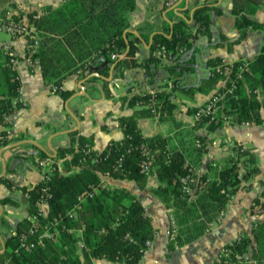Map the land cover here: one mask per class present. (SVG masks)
Returning <instances> with one entry per match:
<instances>
[{"label": "trees", "instance_id": "16d2710c", "mask_svg": "<svg viewBox=\"0 0 264 264\" xmlns=\"http://www.w3.org/2000/svg\"><path fill=\"white\" fill-rule=\"evenodd\" d=\"M232 1V14L236 16L235 27L240 38L246 35L249 27L264 31V24L253 23L244 16L246 6L259 5L264 0ZM8 3L9 0H0V22L8 13ZM202 5L194 10L190 24L179 20L171 29L163 25V33L152 38L149 56L137 62V39L125 38L129 28L128 14L134 11L136 0H65L56 8L47 7L37 18V14L28 16L29 29L24 36L28 45L26 56L38 63L43 80L52 87L61 86L67 77L73 75L79 74L81 78H86L93 71L106 77L111 65H114L116 75L125 70L141 68L149 77L161 66L168 77L174 80L172 84L177 85L176 79L189 71L179 53L190 48L194 33L208 34V12L211 9ZM12 17L15 21H22V15ZM35 40L38 45L31 53ZM157 53L160 56H156ZM163 59L172 62L165 65L161 63ZM1 60L5 86V91L0 94V125H3L5 117L21 106L16 101L20 88L17 73L9 68V58L5 53L0 57ZM219 63L217 61L212 67ZM249 66L251 73L244 75L249 92H244L243 81H239L234 95L225 97L221 102L218 114L230 115L233 122L238 124L252 122L259 125L262 123L259 110L264 105V97L259 101L255 90L259 88L264 96V46ZM220 78L222 76L212 71L207 83L213 87ZM96 79L91 77L89 80L92 82ZM222 91L224 89L218 92ZM60 96L67 98V92L60 91ZM151 98L154 104L140 116H150V108H153L160 120L171 117L175 107L171 94L166 91L133 96L129 104L134 106L143 103L149 106ZM196 110L189 113L192 115ZM137 119V114L120 118L119 125L124 137L119 142H112L102 152L92 151L90 140L85 138H79L76 149H58L45 178L33 187L23 188L28 217L17 224L16 234L9 237L8 245L11 248L0 264H81L80 253L85 264H92L96 260L139 264L146 243L153 241L156 233L150 217L145 214L141 202L128 191L104 185L101 177L132 181L143 189L148 178L141 172L144 147L153 152L150 175L154 174L158 181L152 194L169 211L174 224V232L167 244L168 251L182 248L209 233L238 192L241 182L257 173L253 162L240 161L242 155L238 149L228 157L225 165L220 168L210 165L209 173L197 177L185 149L171 147L169 137H143ZM220 125L201 119L195 121L192 127L204 126L211 132ZM15 141L19 139H9L5 131L0 132V148ZM193 141L199 147L195 148L197 155L204 154L205 138L195 136ZM68 156L70 159H65ZM39 159H46V156L40 152ZM59 159L63 160V172L55 163ZM241 163L246 167L242 175ZM186 177L198 180L192 198L185 194L181 183V179ZM0 181L10 189L14 187L6 178ZM87 193H93L92 197H88ZM80 197L84 199L79 203ZM260 198L264 199V191L254 202L264 212V202ZM125 200H129V204L126 205ZM6 203L14 204L10 199L0 200V204ZM42 204L48 206L47 216L39 219L36 235L28 236L33 227L29 218L38 214ZM75 206L78 207L75 217L69 219L68 213ZM55 220L59 225L57 229L53 227L50 230L54 234L53 239H43L38 243V236ZM1 222L5 223L3 218H0ZM63 226L67 229L78 228L82 232L78 236L62 230ZM25 235V245L35 243L33 249L21 246L19 240ZM80 241L84 244L82 249L79 248ZM220 252V258L213 264H239L246 261L247 255L255 264H264V217L252 223L250 234L240 236Z\"/></svg>", "mask_w": 264, "mask_h": 264}, {"label": "crops", "instance_id": "0c3cea01", "mask_svg": "<svg viewBox=\"0 0 264 264\" xmlns=\"http://www.w3.org/2000/svg\"><path fill=\"white\" fill-rule=\"evenodd\" d=\"M64 1L9 0L6 8L12 15H22V22L29 25L30 14L42 15L47 7L56 8ZM164 3L165 0H136L134 11L128 14L129 28L125 38L137 39V62L149 56L152 38L163 33V25L171 29L179 20L190 24L198 5L204 4L211 9L208 12V34L194 33L190 39V48L179 53L189 71L176 79L177 85L172 84L174 80L168 77L161 66L149 77L141 68L125 70L116 75L114 65H111L106 77L95 71L86 78H81L79 74L73 75L58 86L60 90L53 91L52 86L43 80L39 65L26 56L27 39L24 36L13 38L0 30V57L4 54L2 48L8 45L12 55L20 61L15 72L24 101V105L6 116L4 124L0 125V132H10L7 138L19 139L12 143H19L15 147L8 148L12 145L10 144L0 148V180L6 178L14 185L10 189L0 181V200L10 199L14 203L0 204V218L5 222L0 223V257L3 256L0 261L5 260V254L10 251L8 239L16 234L17 224L28 217L23 188L33 187L42 181L45 170L53 163L52 159L57 156L58 149H76L79 138H85L90 140L92 151L102 152L112 142H119L124 137L119 119L136 114L142 136L169 137L171 147L186 150L197 177L209 173L210 165L213 168L225 165L228 157L238 149L242 155L240 161H251L257 169L256 174L241 182L238 192L231 198L226 210L213 224L209 233L174 251L167 250L170 238L168 231L172 227L171 215L152 194V190L158 186L155 175L148 176L143 189L132 181L101 177L104 185L128 191L141 202L145 214L150 217L156 233L150 249L143 254L139 264H213L226 245L244 234H250L252 223L264 217L263 210L254 203L264 191V105L259 110L261 124L244 126L232 121L221 124L211 132L204 126L193 128L195 122L189 113L207 103L213 94L224 88L225 82L222 78L213 87L207 83L212 73V65L217 61L229 64L253 63L264 46V31L249 27L246 35L240 38L235 27L236 16L232 14V0H175L169 7ZM244 11L246 19L256 24H264V2L259 5L249 4ZM155 55L160 56L158 53ZM171 62L165 59L161 61L165 65H170ZM2 67L1 60L0 94L5 91ZM96 68L95 66L94 69ZM91 77L97 79L90 82ZM242 81L244 92H249L245 79ZM60 91L67 92V98L61 97ZM155 91L171 94L175 107L171 117L160 120V117H155L151 112L150 116H140L149 106L143 103L130 106L133 96ZM255 94L259 101L263 100L264 96L259 88L255 90ZM195 136L205 138V152L201 156L195 150L199 148L193 141ZM40 152L46 159H39ZM65 159L69 160L70 156ZM40 161H44L46 165L39 167ZM55 163L63 172V160L59 159ZM245 169L241 163V175L245 173ZM196 181L198 182L197 179ZM259 200L264 202L262 198ZM124 203L129 204V200ZM40 208L46 217L48 206L42 204ZM80 261L85 264L81 253ZM92 264L120 263L96 260ZM239 264L255 263L247 255L246 261Z\"/></svg>", "mask_w": 264, "mask_h": 264}, {"label": "built area", "instance_id": "2783aa9c", "mask_svg": "<svg viewBox=\"0 0 264 264\" xmlns=\"http://www.w3.org/2000/svg\"><path fill=\"white\" fill-rule=\"evenodd\" d=\"M174 2H175V0H165L164 5L166 7H169L172 4H174ZM37 17L38 16H36V18ZM28 29H29V25L24 24L22 21H15L12 17V14L9 12L6 14L5 18L3 20H1V22H0V30H2L3 32H5L6 34H8L9 36H11L13 38L25 36L28 33ZM37 45H38V41L35 40L33 43V46H32L33 48H32L31 53H34ZM2 51L9 58V64H8L9 68L12 71H16L20 61L15 56L12 55L11 50H10L8 45H4V47L2 48ZM35 63L38 64L37 62H35ZM212 71L214 73H217L220 76H222V80L225 82L224 88H223L224 91H222V92L217 91L215 94H213L207 103H205L204 105L197 108V110L192 114V119L194 120V122L199 121L201 119H207L208 123H215V124H217V123L226 124L227 123V124H229L233 121V119L230 115H225V114L219 115L218 114V112L221 108V102L225 99V97L234 95V93L237 89V83L244 79L245 74L251 73L250 66L247 63L229 64V63H226L225 61H220V63L218 65H216L215 67L212 68ZM52 90L58 91V90H60V87H52ZM16 101L20 104V106L24 105V101H23L21 94H20V88H19V95H18ZM152 104H154V99L151 98V101L148 104L149 107H151ZM150 112L155 117H158L155 109L150 108ZM240 124L244 125V126H250V125H253L254 123L242 122ZM6 133H7V135L10 134L9 131H7ZM142 156H143V161L141 163V172L144 173L146 176H150V172H151L152 164H153V152L151 149L144 147V148H142ZM45 165H46V163L44 161L38 162L39 167H42ZM49 167H50V165L45 170L44 178L46 176L45 175L46 172H49V169H50ZM181 183L183 185V189H184L185 194L190 195V197L192 198L194 188L198 183L196 181V179L193 177L192 178L186 177V178L181 179ZM86 195L88 197H92L93 193H87ZM83 199H84V197L78 198L79 203L82 202ZM77 208L78 207L75 206L68 213L69 219H73L75 217V211ZM41 217H44V213H43L42 209L40 208L37 215H33L32 217L29 218L33 227L29 230L28 236L36 235L37 223ZM58 225H59V222H57L55 220L54 222L50 223L48 227H45V230L43 231V233L38 236V243H41V241L43 239H52L54 234L51 233L50 230L53 227H55L57 229ZM61 229L66 230V231L71 232V233H75V234H77V233L81 234V232H82L81 229H78V228H68L67 229L65 226L61 227ZM173 232H174V224L172 221V227L168 231V235L171 236V234H173ZM26 238H27L26 235L21 236V238L19 240L21 243V246L25 245ZM151 242L149 241L146 243V248L144 250V254L150 249V247L152 245ZM34 246H35V243H29V244H27L26 248L28 250H30V249H33ZM83 247H84V244L82 241H80L79 242V248L82 249ZM220 254H221V252L219 253V255L217 257V261L220 258Z\"/></svg>", "mask_w": 264, "mask_h": 264}, {"label": "water", "instance_id": "95a60500", "mask_svg": "<svg viewBox=\"0 0 264 264\" xmlns=\"http://www.w3.org/2000/svg\"><path fill=\"white\" fill-rule=\"evenodd\" d=\"M30 143H32V142H30ZM18 144H19V143L12 144V145H10L8 148L15 147V146H17ZM32 144H34V143H32ZM37 147L40 148V146H38V145H37ZM41 149H42V148H41ZM3 248H4V245H3Z\"/></svg>", "mask_w": 264, "mask_h": 264}, {"label": "rangeland", "instance_id": "374dc122", "mask_svg": "<svg viewBox=\"0 0 264 264\" xmlns=\"http://www.w3.org/2000/svg\"><path fill=\"white\" fill-rule=\"evenodd\" d=\"M3 38V36H1ZM43 211V210H42Z\"/></svg>", "mask_w": 264, "mask_h": 264}]
</instances>
